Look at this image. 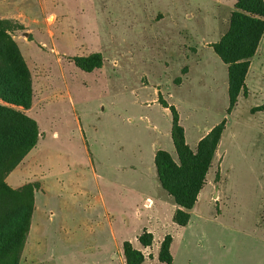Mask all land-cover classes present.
<instances>
[{
	"label": "rangeland",
	"instance_id": "obj_1",
	"mask_svg": "<svg viewBox=\"0 0 264 264\" xmlns=\"http://www.w3.org/2000/svg\"><path fill=\"white\" fill-rule=\"evenodd\" d=\"M233 8L234 0H0V18L12 22L31 72L34 101L24 111L42 134L27 167L50 189L38 192L37 204L46 217L54 212L41 219L39 234L35 226L28 232L20 264H124L106 225L94 228L103 210L88 193L96 186L88 153L102 190L109 186L103 176L149 181L154 142L177 157L169 147L171 114L156 102L157 91L171 96L190 142L195 130L228 115L227 67L207 43L226 29ZM92 52L102 55L100 67L87 72L74 64ZM246 82L250 94L228 116L235 138L220 183L212 162L213 185L187 225L167 226L171 264H264V113H251L264 103V73L255 63ZM68 165L72 177L63 175ZM77 175L87 194L70 201L60 186ZM163 232L140 247L142 264H166L157 259Z\"/></svg>",
	"mask_w": 264,
	"mask_h": 264
},
{
	"label": "trees",
	"instance_id": "obj_2",
	"mask_svg": "<svg viewBox=\"0 0 264 264\" xmlns=\"http://www.w3.org/2000/svg\"><path fill=\"white\" fill-rule=\"evenodd\" d=\"M12 27L11 21L0 18V264H20L34 209V191L39 186L38 182H27L12 188L5 181L40 136L37 121L24 111L31 107L33 85L29 67L9 32ZM263 32L264 1L235 0L226 32L212 44L213 51L227 65V112L235 106L239 95L247 94L245 77ZM73 60L77 67L89 72L101 66L102 55L92 52L75 56ZM159 101L171 114L170 136L177 157L174 159L166 150L158 149L153 162L160 186L177 205L173 222L185 227L205 184L224 121L214 125L191 149L185 141L176 108L161 98ZM260 110H264V103L251 109L252 112ZM171 242V235L166 234L157 252L160 262L172 263ZM137 243L136 247L129 241L122 243L125 264L144 262V253L137 247L151 246L153 234L142 231Z\"/></svg>",
	"mask_w": 264,
	"mask_h": 264
},
{
	"label": "crops",
	"instance_id": "obj_3",
	"mask_svg": "<svg viewBox=\"0 0 264 264\" xmlns=\"http://www.w3.org/2000/svg\"><path fill=\"white\" fill-rule=\"evenodd\" d=\"M234 3H235V0H234ZM232 10H234V8ZM231 11L229 12L226 18L227 27L226 29H223L222 32H220L219 36L216 38V41H218L219 38L226 32L228 28V20H229ZM213 43L214 42H209L207 43V45H209L212 48ZM261 58L262 59L264 58V32L259 40L255 54L250 59L247 74L249 70H251L254 63H255V68L258 70V72L264 73V66L262 67L263 61H261ZM184 70H185V75H187L189 72V68L186 66ZM181 84H182V80L180 79L178 80V85H181ZM245 85L247 89L246 96L239 95L235 106L230 110V112L227 113L228 107L225 109V112L228 115L221 117V119L219 118V119L212 120V122H210L209 124L203 126L202 128L198 130H195L196 134L192 137L191 142L189 141L187 130L181 122V117L178 114L179 123L184 129L185 141L191 149L195 148L200 138L204 136L214 125L218 124L222 120L224 121V129H223L220 141L218 143V146L215 151L214 158H213V162H215V167L218 168V173H216L217 177L222 175V172L225 169L223 165L226 164L228 143L230 141L233 142L235 138V135H233L234 132L233 131L232 133L229 132V125L231 123H230V119H228V116L234 114L235 107L238 104L239 98L241 96L247 97L250 94V91L248 89L249 87L246 82V77H245ZM227 90H228V85H227ZM157 95L158 96L155 98L157 99L156 102L160 103L159 98H161L168 105H173L168 100L171 98L169 94H168L169 97H166L167 99L161 96L160 91H157ZM33 101H34V93H33V98H32V104L29 109H32ZM228 105H229V100H228ZM255 106H258V105H255ZM164 110L169 112V109L167 107H164ZM257 113H260V114L264 113V110L256 111L255 114ZM39 131L41 132L40 129ZM40 135L42 136L41 133ZM172 145H173V142L169 143V147H171ZM162 147H163L162 143L161 144L158 142L153 143L152 149H151L152 160H154V154L156 150L163 149ZM30 151L24 156L21 162L7 174V176L5 177V181L12 188H17L27 182H38L39 186L34 191V209H33L32 216H31L29 231H31L32 227L35 226V228L38 231L37 234H39L40 229L42 228V221L44 220V218L46 220H50L51 218L54 217V212L51 211L49 215L46 217L44 210L36 202V195L38 194V192L43 191L44 193L48 194L50 189L48 188L47 184L42 183L41 179L38 176L39 174H37V171L30 172V170L28 169L27 166L31 165L30 161L36 155L35 153L33 155H29ZM89 154L91 153H88V157H87L88 159L86 160L89 161V169L91 171L90 176L92 177L93 182L95 183L96 186H94V188L91 191H88V190L87 191L88 193L92 192L91 195H92L94 206H98V207L100 206L101 209L103 210V212L100 214V219L98 220V223L96 226H94V228H100L102 230L103 229L102 226L104 224L106 225L108 231L111 234V238L114 244L113 247L115 248L114 249L115 251L118 250L119 252H121V245L124 241H129L136 247L137 246L136 244L137 236L142 231H147V232L152 233L153 240H154L155 231L162 229L164 231L163 235H166L168 234L167 226L172 227V228L176 227V224L173 222L172 217L177 208V205L173 202L172 198L167 194V192L160 186V183L156 175V170H155V173H152V170L150 171V168L148 167L149 169L147 170L153 174L152 178L149 179V181L147 180H128V178H125L123 175H118V174L116 177L113 176V178H106L103 176L102 179H104L105 182H108L109 186L105 185L104 186L105 190H102L99 187V178H101L100 174L97 172L96 167L93 163V160L91 157H89L90 156ZM116 167H117L116 170H118L119 172H124V169H122L124 167L123 165L120 167L116 165ZM130 167H131L130 170L136 169L133 164L130 165ZM211 168L212 167L209 168V171L206 175L207 177L205 180V184L197 196L196 203L199 201L202 191L206 189L207 191H205V195H207L208 191H210V189L208 190L207 187L211 188L212 187L211 185H213V182L208 178ZM65 171L67 172V174L66 172L65 173L63 172V175H71V177L73 176L72 174L73 171H71L70 165L67 166ZM58 174L59 172H57V175ZM71 177L67 178L68 179L67 184L62 183V186H60V189L61 187H63L70 201H74L76 199V195L77 196L83 195V194L86 195L87 193L83 185L80 183V180H81L80 176L77 175V177H75L77 179H74V180H72ZM220 180L221 179L219 177V180H217V183H220ZM145 187H151L152 192L145 191L143 189ZM106 193H108L109 197L113 199V207L108 208L107 200H106L107 199ZM138 205L141 206L140 208L141 210L139 209ZM190 214H191V211H190ZM42 218L43 220L41 221ZM129 233L131 235L135 234L133 240L131 239L130 236H128ZM116 235H120V237H117ZM36 242H38V236H37ZM137 248L140 249V247H137ZM121 259L123 261L122 256H121ZM109 260H112V259L110 258ZM113 262H116V259L114 257H113Z\"/></svg>",
	"mask_w": 264,
	"mask_h": 264
},
{
	"label": "built area",
	"instance_id": "obj_4",
	"mask_svg": "<svg viewBox=\"0 0 264 264\" xmlns=\"http://www.w3.org/2000/svg\"><path fill=\"white\" fill-rule=\"evenodd\" d=\"M143 252V251H142Z\"/></svg>",
	"mask_w": 264,
	"mask_h": 264
}]
</instances>
